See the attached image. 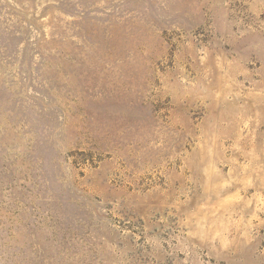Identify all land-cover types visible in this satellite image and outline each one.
<instances>
[{
	"label": "rangeland",
	"instance_id": "374dc122",
	"mask_svg": "<svg viewBox=\"0 0 264 264\" xmlns=\"http://www.w3.org/2000/svg\"><path fill=\"white\" fill-rule=\"evenodd\" d=\"M0 264H264V0H0Z\"/></svg>",
	"mask_w": 264,
	"mask_h": 264
}]
</instances>
